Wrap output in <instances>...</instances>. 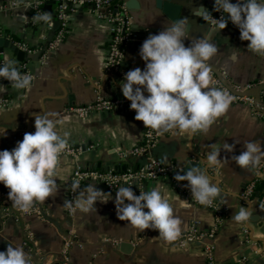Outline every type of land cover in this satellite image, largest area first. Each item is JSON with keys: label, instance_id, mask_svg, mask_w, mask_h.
I'll use <instances>...</instances> for the list:
<instances>
[{"label": "crops", "instance_id": "crops-1", "mask_svg": "<svg viewBox=\"0 0 264 264\" xmlns=\"http://www.w3.org/2000/svg\"><path fill=\"white\" fill-rule=\"evenodd\" d=\"M54 1L0 0V37L33 51L31 54L47 48L39 62H19L10 49L0 50L4 63L12 61L19 71L28 70L34 75L27 89H16L11 84L0 89V103L3 100L11 103L8 107L0 105V151L13 150L25 133L35 132V116L50 112L59 121L58 133L61 136L68 133V142L83 149L80 163L86 168L125 172L142 167L148 156H124L127 150L143 143L146 130L143 122L135 120L133 110L94 112L82 118L70 109L94 104L98 98L125 99L121 82L127 72L135 68L144 70L145 62L139 50L147 37L158 34L169 22L187 19L190 33L184 43L190 46L193 39L203 38L210 31L211 26L196 12L207 9L213 17L214 0H122L128 10L127 31L131 40L123 47L124 59L117 71L106 67L113 39L112 18L117 9L106 8L103 13L107 17L101 18L93 7L83 11L68 7L66 35L59 47L51 50L47 42L54 26L52 15L56 14L58 5ZM230 2L235 4L238 0ZM36 5L41 13L51 16V24L33 19L39 14ZM209 35L218 49L209 63L213 80L221 82L220 89L225 87L232 94H239L236 89L245 93L264 84V56L247 49L249 42L240 39L239 29L230 20L224 30ZM260 99L264 103V90ZM247 142H257L264 149V122L248 106L232 101L228 111L207 133L159 134L157 145L150 153V157L171 165L175 175L184 174L192 167L204 170L210 182L220 189L215 202L224 209L221 222L210 209L193 204L170 180L147 181L132 187L137 196L140 191L161 192L182 222L180 236L194 225L202 233L215 231L214 237L204 243L182 247L178 241L162 240L158 231L140 230L120 221L115 206L117 189L109 190L93 180L84 187L94 183L110 194L102 197L108 201L97 202L96 213L77 210L70 216L64 201L69 200L77 163L71 158H60L54 177L58 192L44 203L35 204L37 212L32 215L11 212L6 216L4 208H9L11 203L9 190L0 184V252L11 244L22 247L31 256L32 264H63L65 243L71 240L68 264H210L204 246L211 244L217 264L242 261L241 264H264V203L261 202L264 195L257 192L250 200L245 196L248 185L264 181V162L253 171L240 168L233 159L245 150ZM225 144L232 145L234 151H224ZM213 145L221 149L222 160L215 168L206 162ZM180 183L190 192L187 181ZM242 207L250 211V218L237 223L232 217Z\"/></svg>", "mask_w": 264, "mask_h": 264}, {"label": "clouds", "instance_id": "clouds-1", "mask_svg": "<svg viewBox=\"0 0 264 264\" xmlns=\"http://www.w3.org/2000/svg\"><path fill=\"white\" fill-rule=\"evenodd\" d=\"M214 10L227 13L228 20L239 29L240 39L249 42L247 49L264 56V0H238L235 4L230 0H214ZM196 14L211 26V33L227 27L228 21L223 16L214 19L207 9L197 10ZM33 19L48 23L51 16L43 13ZM209 32L203 38L193 39L186 47L184 41L189 39L190 25L187 19H179L169 22L162 31L149 35L143 42L139 55L145 68L127 72L121 87L124 98L130 101V109L136 113L135 120L143 122L145 128L157 134L207 133L228 111L233 97L214 86L209 62L218 49L211 42ZM0 78L16 89H27L32 81L12 61L0 65ZM55 116L50 112L36 115L35 132L25 133L13 150L0 151V184L9 190L8 199L20 212L29 213L35 204L44 203L58 192L54 177L61 155L69 149V134L58 133L59 121L52 118ZM211 147L213 150L207 153L206 162L215 168L222 164L221 149ZM244 149L233 159L240 168L257 171L264 162V149L257 142H247ZM223 150L233 152L234 147L225 144ZM174 179L178 183L187 181L192 198L201 205L211 206L220 196L218 186L198 167L178 173ZM124 184L115 196L118 219L140 230L158 231L166 242L177 240L182 222L161 192L152 189L140 191L137 196L129 182ZM72 190L78 194L74 200H65L64 207L73 213L77 210L84 214L96 213V203H106L108 200L102 197L110 196L94 183L81 190L77 181ZM249 218L250 211L243 207L232 217L237 223ZM0 264H32V258L22 247L9 244L0 252Z\"/></svg>", "mask_w": 264, "mask_h": 264}, {"label": "built area", "instance_id": "built-area-1", "mask_svg": "<svg viewBox=\"0 0 264 264\" xmlns=\"http://www.w3.org/2000/svg\"><path fill=\"white\" fill-rule=\"evenodd\" d=\"M58 5L56 9V16L58 21L60 22V28L54 38V40L50 43L49 47L51 50L57 49L59 45L63 42L64 37L66 35V31L68 28V16L67 9L70 4L73 5H85L93 7L95 12L101 18H106L107 16L103 13L106 8L117 9V13L112 18L113 27V39L110 47V52L107 57L106 67L110 71H117L120 69L123 59H124V51L123 47L126 43L131 40V35L127 31L128 30V10L126 4L124 2H119L120 0H55ZM17 3H13V6H16ZM36 12L39 14H43L40 11L39 5L35 6ZM226 13L217 12L213 16L214 19H220L221 16L225 18ZM48 24H51L48 22ZM22 48L28 52L32 53L33 51L25 48ZM1 56V52H0ZM5 64L0 58V65ZM22 74H26L34 78L33 73L28 70L20 71ZM214 85L217 87H221V82L217 79H214ZM5 84H10L9 81L0 78V86ZM223 90L227 91L232 97L233 102L236 104H243L248 106L254 113L259 117L260 120L264 122V103L262 101H258L253 95H244V91L236 89V91H240V93L232 94L229 89L223 87ZM144 95L147 97L146 91ZM10 101L3 100L1 101V107L10 106ZM130 109V101L127 99H115L108 100L104 98H98L94 104L86 105V106H78L72 107L70 112L85 118L91 115L94 112L98 113H112V112H125ZM159 138V134H157L154 130L146 128L145 135L143 139V143L137 147L127 150L124 153L126 157H134V156H148V162L138 169H128L125 172H112V171H100L88 169L84 165L80 163V159L84 154L83 149L80 146L73 145L69 143V149L66 150L60 158H71L76 161V168L74 175L72 177V183L70 188L69 200H74L78 193H74L72 190V185L75 182H79L80 189L84 187V184L93 180L98 183H101L109 190L118 189L125 181L129 182L133 187L136 185H141L147 181H155V180H170L174 183L176 189H178L181 193H183L189 200L192 201L193 204L198 206H203L215 213L217 221H222V217L224 214V209L221 205L214 201L211 206H204L195 201L191 192L186 190V187L183 183H178L175 177V169L171 165H167V163L161 159L150 157V153L152 149L157 145ZM127 185V184H126ZM256 182H252L248 185L246 191V199H251L257 192L255 191ZM261 202L264 203V196L261 198ZM68 214L72 216L74 213L66 208ZM19 213L22 215H32L37 212V209L33 207V209L29 213H23L17 210L10 203L9 208H4V214L7 216L10 213ZM215 235V231L211 233H202L200 232L196 225L192 226L189 232L183 236H180L176 242L178 241L182 247H185L189 244L194 243H204L209 239H212ZM73 245V241L68 240L65 243V248L63 250L64 262L63 264H68V249ZM205 255L208 258L210 264H217L214 258V247L211 244H207L204 246ZM244 262V261H242ZM241 262V263H242ZM239 262L232 264H241Z\"/></svg>", "mask_w": 264, "mask_h": 264}, {"label": "water", "instance_id": "water-1", "mask_svg": "<svg viewBox=\"0 0 264 264\" xmlns=\"http://www.w3.org/2000/svg\"><path fill=\"white\" fill-rule=\"evenodd\" d=\"M52 3L57 5V2H55V1ZM48 4H50V2L46 3V5H48ZM69 7H70V9L76 8L80 11H83L84 9H87L90 6L70 4ZM52 17L54 20L53 21L54 26H53L50 34H49V37H48V42H47L48 45L53 40L56 32L58 31V29L60 27V22L58 21L56 14L53 13ZM225 20L228 21V14L227 13L225 15ZM227 24H228V22H227ZM4 48L10 49L19 62H27L28 60H33V61L39 62L42 55L47 51V48H45L44 51H41L38 54H30V53L26 52L25 50H23L22 48H20V46L18 44L10 41L8 38L0 37V50L2 51ZM263 90H264V84L260 85L259 87H257L254 90H249V91L245 92L244 95H253L256 97V99L258 101H261L260 95H261V92Z\"/></svg>", "mask_w": 264, "mask_h": 264}, {"label": "trees", "instance_id": "trees-1", "mask_svg": "<svg viewBox=\"0 0 264 264\" xmlns=\"http://www.w3.org/2000/svg\"><path fill=\"white\" fill-rule=\"evenodd\" d=\"M119 2H122L120 0ZM255 191L258 192L261 196L264 195V181L263 180H258L255 186Z\"/></svg>", "mask_w": 264, "mask_h": 264}]
</instances>
